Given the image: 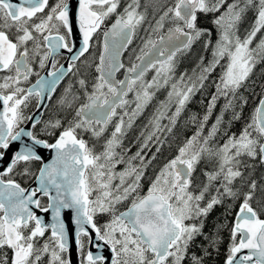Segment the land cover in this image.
<instances>
[{
	"label": "snow or ice",
	"instance_id": "1",
	"mask_svg": "<svg viewBox=\"0 0 264 264\" xmlns=\"http://www.w3.org/2000/svg\"><path fill=\"white\" fill-rule=\"evenodd\" d=\"M150 6L155 24L148 21ZM249 12L254 19L241 37L240 24ZM201 15L210 18L215 43L212 29L199 26ZM146 21L142 46L133 50L135 60L125 67L121 57ZM76 31L79 47L73 39ZM101 36L97 75L91 83L79 78L78 91L70 83L58 101L74 113L66 126L55 118L44 121L41 131L21 127L32 121L31 129L37 128L41 121L24 112L30 99H36L38 111L46 107L45 100H51L66 76L79 72L77 62ZM201 37H206L204 47H211L212 59L204 65L201 57L195 79L187 73L176 77L177 54ZM62 50L68 54L67 66L57 58ZM262 61L264 0H174L171 5L167 0H0V163L17 144L0 170V264H71L65 209L75 213L79 264H206V257L219 251L221 230L233 212L224 264H264V185L244 171L252 167L245 157L264 164V95L239 134H229L248 103L240 89ZM217 67L221 73L205 113L189 118L196 130L142 195L144 171L156 159L155 153L148 158L145 149L155 145L160 152V133L172 131ZM121 69L122 80L116 78ZM151 70L155 74L145 79ZM161 89L167 95L141 132L140 148L128 156L131 148L124 147L123 139ZM220 100L224 103L209 125ZM226 113L231 114L228 120ZM110 125L112 131L101 142ZM82 133H90L97 143L90 146ZM43 150L55 153L50 163H45ZM203 160L213 168L204 170V180L196 183L193 174ZM120 165L124 167L117 171ZM17 176L32 180L35 187L23 186ZM43 197L48 198L45 205ZM217 206L224 209L225 223L205 231ZM34 209L50 212L51 222ZM100 214L109 216L102 226L95 220ZM197 237L204 241L199 254L190 251ZM105 247L110 260L102 254Z\"/></svg>",
	"mask_w": 264,
	"mask_h": 264
},
{
	"label": "trees",
	"instance_id": "2",
	"mask_svg": "<svg viewBox=\"0 0 264 264\" xmlns=\"http://www.w3.org/2000/svg\"><path fill=\"white\" fill-rule=\"evenodd\" d=\"M174 2V0H167V5H171ZM141 3H145V0H141ZM153 3H155V0H153ZM123 4L121 5L122 10ZM149 15H148V21H151L152 24H155V19H153V14H152V7L150 6L148 9ZM156 18H159V13H156ZM254 19V13L249 12L245 20L240 24V31L239 35L243 37L245 30L249 28L251 22ZM148 21L145 22V24L138 30V33L135 37V40L139 47L142 46L143 39L146 36V33L144 29L148 26ZM199 26L202 28H209L212 29V36L211 39L213 43H215V40L217 39L216 31L213 28L210 18L209 17H204L201 15L200 20L198 21ZM167 28V25H166ZM166 30V29H165ZM259 38V34L257 36ZM206 37H201L199 40L195 41L191 48L187 51L178 53L176 58H175V75L176 77H179L181 74L187 73L188 76H192L193 79H195V76L193 75L194 71L196 75H199L200 72V65L201 62V57H203V64L207 65L208 62L212 59L211 55V47H209L207 50H205L204 44H205ZM101 50V40L97 43L93 44V52L90 54L87 58V60L78 67L79 72L75 75H73L64 86H62V89L58 92L56 95L55 99L52 101L50 104V107L48 111L45 114L44 121H48L49 119H55V118H60L65 121V126L67 124V120H70L72 118V115L74 114L70 110L64 109L61 107V105L58 103L61 95L63 94V91L65 87H67L70 83L74 85V91L79 90V85L76 84V81L81 78V77H86L88 78L89 82L91 83L92 78L96 76L94 67L96 62L98 63V56ZM223 63V61H222ZM76 72V71H75ZM221 73L220 67H218L217 73L213 71L211 75L208 77V79L204 82L205 87L201 89L200 91L196 92L192 97L190 102L187 104L182 116L180 119L177 121L176 125L172 127V131L168 132L165 130L164 132L160 133L161 140L164 141V143L160 146V152H156V146L153 145L151 146V151L148 149H145V152L147 153V157L150 158L153 153L156 154V159L152 161L151 164L148 165V167L144 171V177L141 180V194L143 195L144 193L147 192L150 182L152 179H154L156 173L159 171V168L166 163L167 160L171 159L177 154L178 148L185 142L187 138H189L194 131L196 130L194 125L189 122V118L193 115H196L198 118L202 117V115L206 111V107L208 105V102L210 100L211 95L215 91V82L218 80V77ZM253 80H251L249 83H246L245 86L242 89L243 96L247 99H252L255 97L257 101L255 103H252L251 105V110L250 112H253V109L256 107V105L259 103V99L261 98L264 91V61L259 62L256 64V69L253 72ZM251 77V78H252ZM261 79L263 82V88L261 89ZM260 85V86H259ZM166 89H161L159 93L156 94L157 98H164L167 93ZM81 95V100L83 98V94L79 93ZM254 98V99H255ZM34 103V102H33ZM224 101L220 100L219 105L214 110V120L216 116L219 114L221 106L223 105ZM35 104V103H34ZM247 106L249 104L245 105L243 108L242 112V117L238 121H233L230 128H229V134L231 133H237L241 131L242 127L245 125V123L248 121V117H245V114L249 113L250 107L247 109ZM25 115H29V106H27L24 109ZM151 111L147 110L142 116H140V119L138 120L137 118L135 119L134 123V128L132 134L123 140V144H125L130 137H135L136 138V144H137V150L140 148L141 143L143 142V137L141 136V132L145 130V125L148 124V119L151 116ZM230 113L225 114V120H228L230 118ZM251 115V114H250ZM249 115V117H250ZM43 122L35 129V131H41L43 129ZM166 120L163 121V123L166 124ZM211 125V123H209ZM23 125H21L22 127ZM151 128H148V131H150ZM207 130V129H206ZM59 132H57V135ZM83 138L84 134L82 133ZM45 139H49L50 142L55 141V137H48L45 136ZM139 138V140H138ZM223 143V139L221 141ZM131 151L127 154L128 156H131L133 153H135L137 150L135 147L131 146ZM247 160V162L252 166L247 169H244L245 173H251V178L255 179L257 181L258 186L259 185H264V164H261L259 162V158L256 160H250L248 158H244ZM202 162V161H201ZM206 165V164H205ZM41 165L39 163H36L35 167H40ZM208 165L207 167H204V170H208ZM124 165H120L117 169L119 171L122 169ZM197 173L193 175V179L196 183L199 182V178L197 177ZM204 177V176H203ZM16 179L18 181H21L23 186L27 187L33 183L32 180L28 178H24L22 180L21 177L17 176ZM95 193H93V196ZM260 193L257 192V196H259ZM42 205H45L48 203L47 199H42L41 200ZM255 207V204L253 205ZM127 207V202L125 205L120 206L121 211L125 210ZM237 209L239 207V202H237L236 205ZM224 209L221 206H217L209 215L206 224L207 227L205 231H208L209 229L212 228V226L216 223H225V216H224ZM234 212L232 216L227 217V227L223 228L221 230V237H222V242L219 245V251L218 252H213L212 256L206 257V264H224L227 253H228V248L230 244V229L232 227V220H233ZM264 218V216H262ZM95 220L98 225H103L109 220V216L106 214H100L95 217ZM50 233L45 234V238L49 235ZM43 242V241H41ZM204 243L202 237H197L196 241H194L192 248L190 251H195L198 254L200 253V248L199 245ZM9 255H11V251L8 250ZM67 256V254H66ZM47 260V257H45V261Z\"/></svg>",
	"mask_w": 264,
	"mask_h": 264
},
{
	"label": "flooded vegetation",
	"instance_id": "3",
	"mask_svg": "<svg viewBox=\"0 0 264 264\" xmlns=\"http://www.w3.org/2000/svg\"><path fill=\"white\" fill-rule=\"evenodd\" d=\"M114 19H115L114 16L111 17L109 20H107V21L105 22V24L108 25V26H110L111 23L114 21ZM97 35L99 36L100 33H97ZM94 40H95V37H94ZM100 40H101V50H100V51H102V36H101ZM134 40H135V38H134ZM134 40H133V43H132L131 45H129L128 50L125 51L124 54H123V56H122V62L125 64V67L130 66V64H131L132 62H134V60H135V53H134L133 50H136L137 52H138V50H139V45H138V43H137L136 41H134ZM258 40H259V38H257V41H258ZM257 41H254L253 46H255V43H256ZM92 52H93V46L90 48L89 52L85 55V57H82L81 60L77 62V67H80L81 65H83V63L87 60L88 56H89L90 54H92ZM66 57H67V56H65L64 54H61L59 57H57L58 60H59V63L65 65V63L67 62ZM96 63H97V62H96ZM255 69H256V66L253 68V71H252V73H251L249 79H251V77H252L253 72L255 71ZM37 71H39V69H37ZM46 71H47V70H45V71H43V72H40V74H41V75H45V74H46ZM73 71L75 72L76 70L74 69ZM94 71H95V67H94ZM217 71H218V67L215 69V72H216V73H217ZM153 72H154V70L149 71V72L146 74L145 79L148 80V77H149ZM95 74L97 75L96 71H95ZM72 76H73V74H69V75L67 76V78H66V79L60 84V86L56 89V92L52 95L51 100H49V103H48L47 107H46L45 110H44V114H43V118H42V120H41V123H42L43 120H44L45 114H46V112L48 111V109H49V107H50V104H51L52 101L55 99V97H56V95L58 94V92L62 89V86H64L68 81H70V79H71ZM124 76H125L124 69H121L120 72L116 73V78H117V79H121V80H122V79H124ZM252 78H253V77H252ZM36 79H37L36 76H32V77L30 78L31 83H35V80H36ZM262 86H263V82H261V89L263 88ZM160 91H161V90H160ZM160 91H158L157 93H159ZM157 93H156V94H157ZM165 93H167V92H165ZM263 94H264V91H263ZM128 99H130V100L132 99V94H131V93L129 94ZM162 100H163L162 98H157V97H156V98L153 100V102L149 105V107L144 111V113H145L147 110H150L151 113H153V111L155 110V107L157 106L158 102H159V101H162ZM222 101H223V100H222ZM256 101H257L256 98H255V99H253V98H252V99H248L249 106H247V109H248L249 107H250V109H248V110H249V113L245 114V117H248V118H249V115L252 114V113L250 112V110H251V103H255ZM33 102H34L35 104H34ZM218 105H219V101L217 102V106H216V108L218 107ZM28 106H29V111H30V113H29L28 116H31V115H32V114L38 109L36 99H35V98H31V99H30V103L28 104ZM207 106H208V105H207ZM206 109H207V107H206ZM215 110H216V109H215ZM117 111L119 112L120 109H117ZM144 113H143V114H144ZM214 113H215V112H213L212 117H211V119L209 120V123H212V122L214 121V119H213V117H214ZM143 114H142V115H143ZM142 115H140V116H142ZM140 116L137 118L138 120L140 119ZM125 119L127 120V118H125ZM41 123H40V124H41ZM112 123H113V124L115 123V118H114V120H113ZM167 123H168V122H166V124H167ZM26 124H27V122H26ZM26 124H25V125H26ZM40 124H39V125H40ZM25 125H23L22 127H24ZM39 125H37V127H38ZM133 128H134V124H133L132 128H131L130 130H128L127 135L124 137V139L128 138V137L132 134V132H133ZM33 130L35 131V129H33ZM111 131H112V125L109 126L108 130L104 133V136L101 137V142H102L105 138L108 137V135L110 134ZM83 134H84V137H85L84 139H85L86 141L89 142V145H90V146H91L92 144L97 143L94 139L91 138V134H90V133H83ZM124 139H123V140H124ZM123 145H124V147H131V146H133V147H135L136 150H137V144H136V138H135V137H130V139H129L125 144H123ZM97 150H99V148H97ZM128 153H129V152H128ZM128 153H127V154H128ZM41 166H42V165H41ZM33 183H34V182H33ZM33 183H32L31 185H33ZM31 185H29V186H31ZM29 186H27V187H29ZM42 199H47V198H42ZM47 201H48V199H47ZM67 258H68V255H67Z\"/></svg>",
	"mask_w": 264,
	"mask_h": 264
},
{
	"label": "water",
	"instance_id": "4",
	"mask_svg": "<svg viewBox=\"0 0 264 264\" xmlns=\"http://www.w3.org/2000/svg\"><path fill=\"white\" fill-rule=\"evenodd\" d=\"M73 2H75V0H73ZM73 39L75 40L76 46L79 47V45H80V34H79L78 31H76V35L73 37ZM62 54H64L65 56L68 55L63 50H62ZM121 60H122V57H121ZM65 66H67V62L65 63ZM66 78H67V76L65 77V79ZM48 103H49V100H45L46 107H47ZM0 107H2V105H0ZM46 107L41 108L39 111L37 109L31 116H34L35 119L41 121L42 118H43L44 110H45ZM31 123H32V121H28L27 124L25 125V126L28 127L29 130H33V129H31ZM16 147H17V144L14 143L12 145V147L9 149V151L5 154L4 162L0 163V170H3L4 164L9 160V158L12 155V152L15 150ZM42 154H43L45 163H50L52 161V159L54 158V156H55V153L53 151H51V150H43ZM31 187H35V184L33 183V185H31ZM43 198H47V197H43ZM34 211L36 212V214L38 216L44 218L46 222H49V223L51 222V213L50 212L49 213H45V212L39 211L38 209H34ZM62 216H63V219L66 222V230H67L68 235H69V252L67 253L68 259L71 260V264H79V256H78V250H77V246H76V235H75L76 225L74 223V221H75V213H74L73 210L65 209V210H62ZM92 235L94 236L95 234L93 233ZM93 251L95 252L96 250L93 249ZM245 251H247V250H245ZM102 254L104 256L108 257L109 260L111 259V255L112 254H111L110 250L107 247L104 248Z\"/></svg>",
	"mask_w": 264,
	"mask_h": 264
},
{
	"label": "rangeland",
	"instance_id": "5",
	"mask_svg": "<svg viewBox=\"0 0 264 264\" xmlns=\"http://www.w3.org/2000/svg\"><path fill=\"white\" fill-rule=\"evenodd\" d=\"M260 35V34H259ZM155 74V71L148 77V80H150L151 78H152V76ZM251 80H253V78H251V79H248V81H246V83H249ZM261 82H262V79H261ZM245 83V84H246ZM260 85H261V83H260ZM259 85V86H260ZM242 89H243V87L240 89V94H242L243 95V92H242ZM166 97V96H165ZM165 97L163 98V100L165 99ZM244 97V96H243ZM255 97H253V99H254ZM247 104H249V102L247 103ZM251 105H252V103H251ZM214 119V118H213ZM222 141V140H221ZM220 141V142H221ZM206 164V165H205ZM208 165H210L209 167H208V170L210 171V170H212V168H213V163H210L209 161H207V160H203L198 166H197V169H196V171L194 172L195 174L197 173L198 175H197V177L199 178V182L201 181V180H204V177H203V171H204V167H207ZM194 175V174H193Z\"/></svg>",
	"mask_w": 264,
	"mask_h": 264
}]
</instances>
